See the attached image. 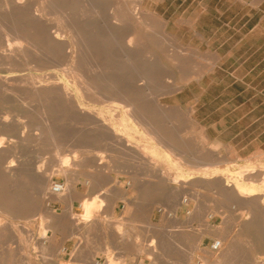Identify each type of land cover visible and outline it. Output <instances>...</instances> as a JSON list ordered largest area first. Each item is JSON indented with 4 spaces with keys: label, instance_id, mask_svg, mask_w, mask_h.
<instances>
[{
    "label": "rangeland",
    "instance_id": "1",
    "mask_svg": "<svg viewBox=\"0 0 264 264\" xmlns=\"http://www.w3.org/2000/svg\"><path fill=\"white\" fill-rule=\"evenodd\" d=\"M84 1L91 19L107 22V16L119 7L127 16L131 13L137 17L134 20L137 31L148 33L145 46L149 68L159 72V83L150 86L149 97L158 96L166 108L177 107L168 113V118L158 117L157 110L149 109V118L156 123L158 133L163 134L166 141L177 140L169 142L179 150L171 156L182 161L178 160V168L141 167L133 156L104 151L103 146L108 139L98 137L89 120L72 111L62 114L53 109L55 114L49 123L40 117L42 108L40 105L37 107L38 104H32L34 107L13 105L0 100V111L6 108L11 112L7 126L0 131V139L5 141L0 159L6 156L8 148L11 153L5 164H0V214L2 211L7 213L3 215L7 219L0 231L4 236V240L0 237V251L3 250L0 252V264H264V191L262 196L237 201L224 184L217 185L218 179L215 182L197 177L198 173L210 167L232 175L253 169L254 176L246 178L251 180L249 183L253 182L254 187L264 190L261 186L264 183V0H111L117 7L109 9L105 5L96 8L95 4ZM140 3L142 7H139ZM139 8L149 12V20L144 21L147 27L141 26L136 14ZM98 10L101 13L96 16L93 11ZM110 21L113 22L112 19ZM187 22H195L194 31L204 35L206 42L193 37V29H188ZM197 47L201 52L199 56L186 51ZM178 54L190 57L188 68L202 72L199 80L183 79L184 75L174 59ZM217 56L219 59L215 58ZM166 83L176 85L175 91L164 90L168 87ZM98 103L91 101L88 105L97 110L106 108ZM188 110H192L191 115ZM96 141L100 142V154L91 148H73L74 145L84 146ZM72 149L80 153L76 154L77 159L84 160V163L81 166L71 164L66 169L62 161L73 156ZM100 157L105 160L103 165L94 162ZM206 158L212 160L211 164ZM11 161L15 162L14 177L11 174L5 176L3 172ZM178 170L184 175H193L187 177L190 182L183 184L179 201L184 203L178 209V220L172 222L162 213L169 212L175 204L168 177L171 180ZM162 171L168 173L167 180L162 178ZM44 176L49 177L50 184L47 186L48 195L42 196L39 189L43 187ZM196 180L203 181L197 184L194 183ZM52 183H61L65 193L68 192L67 197L71 189L74 193L63 200L53 199L50 197ZM218 187L226 191L225 194ZM192 194L197 196L192 197ZM254 199H259L257 205L250 204ZM85 201H93L100 206V212L91 216L89 229L79 224ZM103 201H106L105 205ZM101 206L105 207L101 209ZM122 223L125 225L120 226ZM154 238L159 241L156 244L159 249L157 247V252L149 254L148 258V246ZM217 242L221 245L220 252L212 249Z\"/></svg>",
    "mask_w": 264,
    "mask_h": 264
},
{
    "label": "bare ground",
    "instance_id": "2",
    "mask_svg": "<svg viewBox=\"0 0 264 264\" xmlns=\"http://www.w3.org/2000/svg\"><path fill=\"white\" fill-rule=\"evenodd\" d=\"M142 1L143 0H141V2ZM84 2H86V1H84V0H0V100L3 103H8V104L13 103V105L14 104H19V105L21 104V105L31 106L32 104H38L37 107L40 105V107L42 108V110L40 112V117L42 119H44L45 121H49L50 119L52 120V117H53L52 114H55V113H52L53 109H58L59 112H62V114L66 113L67 111H69L71 113V111H72L77 116H79L81 118L88 119L89 121L88 120H86V121L90 122V124L92 125V130L94 129L95 130L94 132H97L98 137L102 138V136H105L108 139V143L105 146H103L104 151L108 150L111 152H117L118 155L122 154V155H128L129 157L133 156L136 159V163L140 164L141 167L147 166L149 168V166H150V167H153L155 169L159 168L160 166H168V167H175V168L180 167L179 163H178V160L180 158L177 160L176 158H172V156H171V155H176L174 152H178L179 150L177 151V149L169 143L170 141H174L176 139L170 140L169 142L166 141V139L163 138V134L161 136L158 133V128L156 127V125H154L156 123L151 121V119L149 118V109L157 110L158 113L157 112L156 113L159 115L158 117L168 118V116L170 115L168 113L170 111H175L177 109V107L166 108L161 104L162 101L160 103L158 96L155 95V96H152V98L149 97L150 86L152 87L153 84L159 83V80H158L159 79V77H158L159 72L151 70L150 68H152V67L149 68V56L146 55V46H145V39H147L145 37L148 33L142 34L141 32L137 31L135 29V26H134V20L137 19V17H135L131 13H129L130 15L127 16L128 14H125L123 11H120L118 9L119 7L113 6L112 5L113 3L111 2V0H88L89 4H91V3L95 4L96 8L97 7L102 8L103 5L108 6V7H106L108 9H109V7H117V9H115V10L112 8L114 11L111 13V15L107 16V18H108L107 22H102V23L97 21L96 19H91L90 14L87 10L88 7L87 8L85 7L87 5H85ZM83 3L85 6L83 5ZM137 5H138V2H137ZM120 6H122V5H120ZM125 7H126V5H125ZM139 7H142L141 3L139 4ZM104 10H100V11H104ZM93 12H95L94 14H96V16H97V14L101 13V12H99V10H98V12L97 11H93ZM104 13H105V11H104ZM137 13H138L139 19L142 23V24L140 23L141 26L147 27L148 25L144 21L146 19H147L146 21L149 20V12L144 8H139L138 10H136V14ZM103 16H105V15L103 14ZM101 17H102V15H101ZM111 19L113 20V22L110 21ZM104 20H105V18H104ZM138 23H139V21H138ZM186 25L188 26V29H189V27L193 29V32L191 33L193 35V37H196V39H198L200 42H206L204 35L197 32L196 30L194 31L195 22H194V24L192 22H187ZM145 29H147V28H145ZM103 31L105 33H103ZM186 51L189 53L192 51L194 56L195 55L199 56L201 54L200 49L198 47L194 48L192 50L188 49ZM215 58L219 59V56H217ZM174 59L177 62L176 64L178 65V67L181 69V73L184 75L183 79L189 80L191 78H195L196 80H199L201 78V76H202L201 71L198 72L197 70H189L190 68H188V66H190V62H189L190 57L188 58V57H185L183 55L180 56L178 54ZM165 73L168 74L167 72H165ZM177 80L179 82V79H177ZM170 82H171V80H170ZM138 83H140V84H138ZM187 83H189V82H187ZM182 84H184V83H182ZM167 86L168 87H165L164 90H166L168 92L175 91L176 85H168L167 84ZM184 86H185V84H184ZM156 92H158V91H156ZM86 100L87 101L89 100L90 102L91 101L92 102L96 101L97 103L100 102L104 106H106V108L105 109H99V110L94 109V107L91 108L88 105V104H90V102L87 103ZM100 103H98V104H100ZM92 104H94V103H92ZM32 106L34 107V105H32ZM28 111L30 112V110H27V112ZM191 111L188 110L190 115H191ZM10 113L11 112L8 111V109H6V108L4 111H0V131H3L2 129H4L7 126V119L9 117ZM13 113H15V112H13ZM157 114H155V115H157ZM23 116H25V114ZM173 117H174V115H173ZM155 118H157V117H155ZM169 118L172 119L171 116ZM188 118H190V117H188ZM16 120H17V118H16ZM153 120H155V119H153ZM180 120H182V119H180ZM14 121H15V119H14ZM174 121H175V119H174ZM171 122H170V124H171ZM49 123H50V121H49ZM163 124H166V123L163 122ZM167 124H168V122H167ZM20 125H19V127H20ZM82 126H84V124H82ZM157 126H158V122H157ZM46 132H47V130H46ZM160 132H162V130ZM167 132H168V130H167ZM83 133H85V130ZM28 134H30V133H28ZM169 134L171 135V132ZM177 134H178V132H177ZM20 135H22V134H20ZM81 135H83V134H81ZM81 137H83V136H81ZM81 137H80V139H81ZM179 137H181V135H179ZM84 138H83V140H84ZM169 138H171V136ZM74 139H76V138L74 137ZM27 140H29V139H27ZM7 141H9V140H7ZM33 141H34V139H33ZM35 141H37L36 138H35ZM39 141L40 140H38V142ZM86 141H88V140H86ZM176 141H174V143ZM193 141H195V140H193ZM4 142L5 141L3 139H0V151H1V148L3 149V147H4L3 146ZM14 142H15V140H14ZM88 142H90V141H88ZM183 142H184V144L186 143L185 141H183ZM67 143H69V142H67ZM99 143L100 142L96 141L95 143H90V144H87L84 146H76L75 147V145H74L73 148L74 149L79 148V147L81 149L82 148H84V149L85 148H91L90 150L94 149L97 152H99L101 150V147L98 146ZM14 145L13 146L11 145L12 146L11 148L14 149ZM46 145H48V144H46ZM54 145H56V144H54ZM56 146H58V145H56ZM177 146H179V145H177ZM9 149L10 148H8L6 150V156L5 157L2 155L3 159H0V164L1 163L5 164L6 163L5 161L7 160V158H9L11 156ZM69 149H71V148H69ZM14 150H16V148ZM182 150L185 151L186 149H182ZM194 150H196V149H194ZM189 151H190V149H189ZM81 152H84V151H81ZM93 152H95V151H93ZM117 153H115V154H117ZM71 154H73L72 157H70V158L66 157L63 161L61 159L62 166L66 169H67V167L69 168V166L71 164L73 166L74 165L76 166L78 164L80 165L81 163H84L83 162L84 160L78 161V159H77L76 154H80V153H77V151H73V149H72ZM99 154H100V152H99ZM199 155H200V153H199ZM189 156H190V154H189ZM78 158H80V157L78 156ZM126 158L127 157H125V159ZM191 158L194 159L193 157H191ZM207 160L211 164L212 160L211 161L209 159H207ZM207 160H206V163H208ZM104 161L105 160H103L102 157L98 158V160H94V162L98 163L97 165H103ZM122 161H124V160H122ZM202 161H204V158ZM133 162L135 163V161H133ZM14 163L15 162H13V161L8 163V165L6 166V169H5L6 171H3L5 176H8L9 174H11V176H12V173L16 170ZM198 163H200V162H198ZM23 164L24 163H22V165ZM250 164H252V163H250ZM16 165H17V163H16ZM206 165H208V164H206ZM135 166H139V165L135 164ZM253 166H254V164H253ZM193 167H195V166H193ZM198 167H201V166H198ZM246 168H250V167H246ZM233 172H235V171H233ZM175 173H176V175L170 180V177H168V173L165 174L164 171L161 172L162 178H164L166 180H167V177L169 178L168 182L170 181V183L172 185L171 190H170V194H171V196L174 197V201H175L173 208L171 210H169V212L165 211L162 214H163V216L164 215L167 216V218L172 222H175L178 220V216H177L178 209H179V207H182V205L184 203L182 200H181L182 203L179 201V199H180L179 197L183 194V184L187 183L189 180L191 181V179L187 178V177H190L191 175H193V174L184 175V173H182L179 170ZM254 173H255V171L253 169H249V170L239 172L235 175H232V174L221 173L217 169H214V167L213 168L210 167V168H205L204 171L202 170V172L198 173L197 177L199 176L200 179H205V180L206 179L207 180H215V182L218 179L217 185L221 186L224 184V186L227 188L226 189L227 192H229V194L233 195L231 197H236L237 198L236 200L239 201L238 199H247V198H252L255 196H260V195L262 196L263 195L262 193L264 190L259 189L258 187H254L253 182L249 183L251 180H249V178H246V176L249 177ZM45 174H47V173H45ZM146 176H149V175H147V173H146ZM253 176L254 175H252V177ZM256 176H258V174ZM12 177H14V176H12ZM42 178H43L42 179L43 180V187L40 188L39 191H40V194L42 196H45V195H48L47 186H48V184H50V182H49L48 176H44ZM143 180L145 181V179H143ZM147 181H149V180L147 179ZM198 182L199 181L194 182V183H197V184L201 183V182H199V183ZM145 183H146V181H145ZM146 185H147V183H146ZM258 185H260V184H258ZM261 186H264V183ZM36 187H38V186H36ZM198 187H200V186H198ZM213 187H214V185H213ZM49 188H48V190H49ZM195 188H196V186H195ZM65 191L66 190L64 189L63 192L61 194H58V195H55L50 191V197L59 201V200H63L64 198H68L71 194L74 193L73 189H71V191H69V195L67 197L66 194L68 192L65 193ZM191 191H193V190H191ZM222 192L224 193L226 191H222ZM193 195L194 194H192V197H193ZM194 196H197V195H194ZM219 196L221 197V195H219ZM231 197H229V198H231ZM98 198H100V197H98ZM229 198H228V200H229ZM260 198H262V197H260ZM101 199H103V198H101ZM5 200H2V201L5 202ZM86 201L84 203H82V209H83L84 214H83V217L81 218L79 224L81 226H83V228L89 229L90 223L92 222L91 216L95 212H98V211L100 212V210H99L100 206H98V205L96 206L95 202H93V201L92 202L91 201L86 202ZM237 201H236V203H237ZM105 202H104V205H105ZM258 202H259V199H254L253 201L251 200L250 204L253 203L254 205H257ZM70 203H72V202H70ZM102 203H101V205H102ZM7 206L8 205H6V208H7ZM9 207L11 208V206H9ZM104 207L105 206H103V207L101 206V209H103ZM168 207H169V205H168ZM235 207H237V206H235ZM245 209H246V207H245ZM259 210L261 211V209H259ZM242 211H244V210H242ZM249 212H248V214H249ZM1 213L2 214H0V231L2 232V230H3L2 228L4 227V224H5L4 222L7 219L3 215H5L7 213L4 211H2ZM128 213H126V215ZM244 213H245V211H244ZM13 215H16V214L13 213ZM95 215H96V213H95ZM97 215H98V213H97ZM93 216H94V214H93ZM95 217H97V216H95ZM248 217H250V216H248ZM125 218H126V216H125ZM252 218H253V216H252ZM95 220H96V218H95ZM252 221H253V219H252ZM252 221H250V222H252ZM10 222H11V220H10ZM116 225L118 226V224H116ZM124 225L125 224L122 223L120 226H124ZM247 225H249V224H247ZM18 226H19V224H18ZM23 226H24V223H23ZM20 228H22V227L20 226ZM7 229H9V228H7ZM91 229H93V228H91ZM98 229H100V228H98ZM106 229H107V227H106ZM20 230H22V229H20ZM119 230H118V232H120ZM262 230H263V228H262ZM15 231H16V229H15ZM86 232H87V230H86ZM1 234H0V237H2ZM3 237H2V239L4 240ZM121 239L123 240L124 238L122 237ZM154 239H152L150 241L149 246L147 245L150 249V253H149V250L147 252L148 258L150 256L149 254H154L157 252V247L159 246V245L156 246L158 240L156 241V239L155 240ZM22 240H23V238H22ZM22 240H19V241H22ZM159 240H160V238H159ZM123 241H125V240H123ZM0 245H1V243H0ZM218 245L219 246H218L217 250L216 251L214 250V252L222 251L221 245L220 244H218ZM18 248H20V246ZM111 249L112 248H110V250ZM141 249L142 248H140V250ZM158 249H159V247H158ZM4 250H5V247H4ZM105 250H106V247H105ZM2 251H0V252H2ZM15 252H17V251L15 250ZM15 252H13V254ZM16 254L17 253H15L14 255H16ZM18 254H20V253H18ZM151 256H153V255H151ZM215 257H216V255H215ZM19 261H20V259H19ZM215 261H217V260H215Z\"/></svg>",
    "mask_w": 264,
    "mask_h": 264
},
{
    "label": "built area",
    "instance_id": "3",
    "mask_svg": "<svg viewBox=\"0 0 264 264\" xmlns=\"http://www.w3.org/2000/svg\"><path fill=\"white\" fill-rule=\"evenodd\" d=\"M51 192L53 193V194H55V195H58V194H61L62 192H63V190H64V187H63V185L61 184V183H52V185H51ZM218 242L217 243H215L213 246H212V248H213V250H217V248H218Z\"/></svg>",
    "mask_w": 264,
    "mask_h": 264
}]
</instances>
